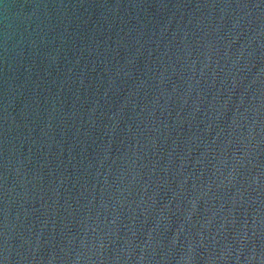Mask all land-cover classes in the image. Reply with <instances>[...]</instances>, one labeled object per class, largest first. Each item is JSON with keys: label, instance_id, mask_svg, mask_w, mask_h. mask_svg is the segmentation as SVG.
I'll return each mask as SVG.
<instances>
[{"label": "water", "instance_id": "95a60500", "mask_svg": "<svg viewBox=\"0 0 264 264\" xmlns=\"http://www.w3.org/2000/svg\"><path fill=\"white\" fill-rule=\"evenodd\" d=\"M0 264H264V0H0Z\"/></svg>", "mask_w": 264, "mask_h": 264}]
</instances>
